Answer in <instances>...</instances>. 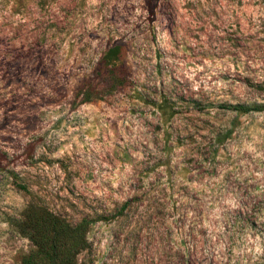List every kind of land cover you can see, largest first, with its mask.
<instances>
[{"label": "rangeland", "instance_id": "rangeland-1", "mask_svg": "<svg viewBox=\"0 0 264 264\" xmlns=\"http://www.w3.org/2000/svg\"><path fill=\"white\" fill-rule=\"evenodd\" d=\"M32 202L77 264H264V0H0V264Z\"/></svg>", "mask_w": 264, "mask_h": 264}, {"label": "trees", "instance_id": "trees-1", "mask_svg": "<svg viewBox=\"0 0 264 264\" xmlns=\"http://www.w3.org/2000/svg\"><path fill=\"white\" fill-rule=\"evenodd\" d=\"M114 51L115 48H110L106 56L111 57ZM115 75L113 70H108L103 76L111 90L116 89L120 82ZM81 90L82 100L88 101L91 98L88 90ZM230 108L248 112L259 106L234 104ZM125 207L124 203L119 212L122 213ZM91 222V219L84 218L77 223H71L44 206L30 203L24 210L23 217L16 223L20 232L34 246L22 257L21 264H77V255L88 247L87 231Z\"/></svg>", "mask_w": 264, "mask_h": 264}]
</instances>
